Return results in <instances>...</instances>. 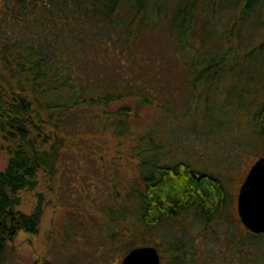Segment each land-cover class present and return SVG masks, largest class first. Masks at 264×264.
Listing matches in <instances>:
<instances>
[{
    "label": "trees",
    "instance_id": "1",
    "mask_svg": "<svg viewBox=\"0 0 264 264\" xmlns=\"http://www.w3.org/2000/svg\"><path fill=\"white\" fill-rule=\"evenodd\" d=\"M220 113L247 114L264 144V0H0V264H15L19 235L40 232L45 203L27 211L21 192L42 170L54 178L69 154L104 158L125 142L131 181L91 176L97 194L110 186L94 264L190 210L194 227L143 244L164 247L163 264H264V232L244 225L222 178L176 152L170 124L211 129Z\"/></svg>",
    "mask_w": 264,
    "mask_h": 264
},
{
    "label": "rangeland",
    "instance_id": "2",
    "mask_svg": "<svg viewBox=\"0 0 264 264\" xmlns=\"http://www.w3.org/2000/svg\"><path fill=\"white\" fill-rule=\"evenodd\" d=\"M177 97L174 107L181 110L187 96ZM219 116L224 122L211 129L202 121L193 128V120H186L182 122L183 125L172 123L170 129L176 136L177 154L191 160L199 171L220 176L230 193L229 201L238 214L240 187L251 166L264 153V144L256 137L247 114L242 113L238 121H232L227 113H220ZM159 117V113L152 110L148 114L147 122L144 119L137 122L143 126ZM127 144L125 142L116 149H105L104 158H100L101 153L98 154L95 150L69 154L61 163L57 176L51 178L42 170L38 187L21 192L24 209L31 211L39 199H42L45 203V214L37 235L22 234L15 240V264H33L37 256L48 264H94L93 245L101 244L97 239V228L103 224L102 213L97 206L107 204L110 186L105 184L104 193L97 194L94 189L98 186L91 182V176L94 174L95 181H99V184L108 178L113 188L119 186L120 189L127 181H131L135 170L127 163ZM8 158L7 151L0 144V170L5 168ZM123 222V219L120 220L118 226ZM127 223L128 221L124 222L123 226ZM196 224L194 210L182 212L155 227L143 225L138 231L135 229L132 231L136 232L132 245L140 246L146 242L152 243L153 240L164 242L169 234L177 236L184 226L194 227ZM126 226L132 228V223L129 222ZM66 228L69 229L68 233L65 232ZM90 233L93 236L89 237ZM129 239L131 235L127 237ZM159 247L162 249V260H167L169 254L164 251V247ZM118 253L120 254L119 251ZM107 258H100L97 264H120L123 259H117L113 255L110 259Z\"/></svg>",
    "mask_w": 264,
    "mask_h": 264
},
{
    "label": "water",
    "instance_id": "3",
    "mask_svg": "<svg viewBox=\"0 0 264 264\" xmlns=\"http://www.w3.org/2000/svg\"><path fill=\"white\" fill-rule=\"evenodd\" d=\"M238 214L244 225L255 233L264 232V156L251 166L240 187ZM120 264H162L154 245L136 246L125 254Z\"/></svg>",
    "mask_w": 264,
    "mask_h": 264
},
{
    "label": "flooded vegetation",
    "instance_id": "4",
    "mask_svg": "<svg viewBox=\"0 0 264 264\" xmlns=\"http://www.w3.org/2000/svg\"><path fill=\"white\" fill-rule=\"evenodd\" d=\"M159 253H160V252H159ZM160 257H161V255H160ZM161 262H162V264H163L162 258H161Z\"/></svg>",
    "mask_w": 264,
    "mask_h": 264
}]
</instances>
